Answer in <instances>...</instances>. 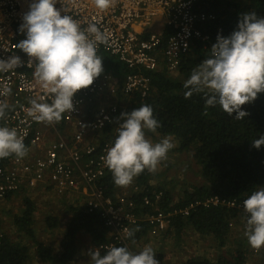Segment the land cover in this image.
I'll use <instances>...</instances> for the list:
<instances>
[{
  "label": "built area",
  "instance_id": "2783aa9c",
  "mask_svg": "<svg viewBox=\"0 0 264 264\" xmlns=\"http://www.w3.org/2000/svg\"><path fill=\"white\" fill-rule=\"evenodd\" d=\"M33 2L0 0V60L18 56L22 62L12 71L0 72V90L5 86L11 89L10 95H0V101L9 105L0 126L15 128L29 149L23 159L15 156L0 159V200L9 194L44 189L75 209L98 213L108 241L95 249L103 255L112 246L130 248L133 243L128 231L143 223L149 226L147 235L154 242L164 239L171 218L177 214L188 217L194 205L174 213L160 210L163 194L156 191L151 196L144 195L138 203L134 197L144 192V188L136 185L107 196L101 181L111 171L101 158L114 144L118 127L123 123L121 114L130 113L125 101L149 94L151 86L146 73L178 75L194 41L212 44V48L215 43L206 29L215 16L207 12L205 0H115L114 6L107 10L98 9L94 0H58L55 7L62 16H71L82 28L95 24L107 34L108 43L98 45V55L117 59L128 72L123 77L102 72L92 86L75 95L74 111L65 113L60 122L48 124L35 122L27 115L31 99L44 96L45 102L50 103L51 95L34 80L35 64L29 67L30 58L16 47L26 39V32L20 29ZM108 128H113L112 132L105 133ZM45 130H50L52 139L45 136ZM244 200L213 197L204 205L226 207L248 219ZM233 228L232 222L230 230ZM248 250L251 257L261 255L264 248L256 250L249 245L247 253Z\"/></svg>",
  "mask_w": 264,
  "mask_h": 264
},
{
  "label": "clouds",
  "instance_id": "9594fccd",
  "mask_svg": "<svg viewBox=\"0 0 264 264\" xmlns=\"http://www.w3.org/2000/svg\"><path fill=\"white\" fill-rule=\"evenodd\" d=\"M57 2L34 0L20 29L26 32V39L16 45L30 58L28 66L35 64L36 83L51 95L50 103L45 102L44 96L29 101L27 115L39 123H58L65 113L74 111L75 95L92 86L104 71L98 45L108 43L107 34L95 24L82 28L71 16H62L55 7ZM94 4L107 10L114 6L115 0H94ZM21 63L18 56L0 60V72L12 71ZM183 87L186 99L203 94L204 115L209 107L219 105L229 116L236 114V120L248 116L242 106L264 93V17L255 12L241 14L237 30L229 37L218 35L210 55L192 70ZM10 94L7 86L0 90V95ZM8 108L7 102L0 101V120L6 118ZM127 108L130 112V107ZM120 119L123 123L118 127L114 144L101 159L111 171L115 185L123 188L145 170L156 172L175 145L170 137L156 143L146 137V130L156 133L161 126L150 105L122 113ZM262 145L264 136L253 140L256 149ZM28 151L15 128L0 126V159L11 156L23 159ZM243 208L249 214L244 233L248 244L256 250L264 248V188L248 196ZM139 230L125 231L131 238ZM155 254L151 246H145L138 254L124 246H112L105 255L99 249L88 253L92 264H159Z\"/></svg>",
  "mask_w": 264,
  "mask_h": 264
},
{
  "label": "trees",
  "instance_id": "16d2710c",
  "mask_svg": "<svg viewBox=\"0 0 264 264\" xmlns=\"http://www.w3.org/2000/svg\"><path fill=\"white\" fill-rule=\"evenodd\" d=\"M205 3L207 12L215 16L206 29L214 43L217 42L218 35L229 37L237 30L241 14L255 12L264 17V0H205ZM218 29H221L220 33ZM211 45L194 41L188 56L181 62V80L173 79L164 72L146 73L151 90L145 97L136 95L135 101L130 105V113L141 105H150L161 126L156 133L146 130V135L159 141L174 137L179 143L177 150L191 154L204 179L201 186L194 187L191 191L185 189L176 196V187H171L173 184L166 182L158 187L151 186L150 182L159 178V175L145 170L134 179L133 185L144 188V192L135 195L134 199L141 203L144 195L151 196L153 191L162 192L160 210L170 213L194 205L188 217L177 214L171 218L164 237L173 236L175 243H178L190 231L197 232L202 237H212L217 250L226 246L230 224L233 222L236 225L239 213L222 206H205L204 202L213 197L227 201L246 199L254 191L264 188V145L260 149L253 147V140L264 136V93L258 94L254 102L242 106V110L249 113L243 120L234 119L236 114L229 116L219 105L209 107L208 114L204 115L206 102L203 94H194L186 99L183 84L190 78L192 70L210 55ZM103 69V72L113 73L117 77H123L128 72L122 63L108 56L103 58ZM111 129L113 128H108L105 133L112 132ZM117 135L118 133L114 141ZM168 172L167 170L166 174ZM101 187L105 189L107 196L120 190L114 183L112 173L101 181ZM12 196L13 194H9L6 199L9 200ZM71 210L73 216L60 242L61 251L57 253L51 247L36 241L32 228L36 206L31 200H25V210L21 216H14L13 223L34 241L37 257L42 262L73 264L78 252V237L82 233L90 236L94 248L108 241L98 213H87L74 208ZM145 211L150 212L148 209ZM49 215L45 219L47 226L51 229L58 228L59 219ZM139 229L130 240L133 244H130L129 250L132 252L150 230L144 223ZM30 252L27 246L14 243L7 235L0 237V264H27ZM262 254L264 255V250ZM227 255L220 254L215 260L190 257L179 264H246L248 259L244 247ZM158 256L157 260L163 258L162 254Z\"/></svg>",
  "mask_w": 264,
  "mask_h": 264
},
{
  "label": "rangeland",
  "instance_id": "374dc122",
  "mask_svg": "<svg viewBox=\"0 0 264 264\" xmlns=\"http://www.w3.org/2000/svg\"><path fill=\"white\" fill-rule=\"evenodd\" d=\"M100 56L104 58L106 55L102 54ZM172 78H179V80L182 79L179 77V75H175ZM135 98L136 97H131L129 100L125 101L128 102L129 107L130 104H133ZM106 139L111 140V137H107ZM173 160L174 161L171 159L164 160L163 162L165 165H163L161 162L160 166L163 169L161 173L164 171V177H162V179H154L153 181L156 182L154 185H163L161 183L166 182H168V184H173L171 187H176L174 193L177 196L179 192L185 189L191 191L194 187H199L204 184L200 167L198 163L192 158L191 154L187 152L186 155H177ZM168 163L172 165V167L169 169L166 168L168 167ZM167 170L169 171L168 174H166ZM129 187L130 185L123 187L120 190L128 191ZM26 199L31 200L36 206V213L32 226L36 241L43 243L47 247H51L56 253L61 251L60 242L65 233L66 227L73 216L71 209H75V207L68 201L64 200L65 202H62L61 199H57L54 197V195H52V193L45 191L44 189L31 193L22 192L13 195L9 200L6 198L0 200V233L2 235H7L14 243L27 246L31 251L27 264H37L36 260L38 261V259L34 257L37 256L36 245L34 241L22 231H19L13 223L14 216H21L23 214L25 210ZM49 214L54 215L59 219L58 228L51 229L47 226L45 219ZM236 222L237 223L234 226L235 228L229 231L228 242L226 246L222 249L217 248L216 250L217 245L213 241L212 237L210 238L206 235H203L202 237L197 232L190 231L188 236L184 238L182 242L180 241L178 243H175L173 236L170 238L166 237L164 239L158 238V240L154 242L153 237H149L147 235L142 238L137 246H135L134 254H138L145 246H151L156 253V260L157 257H159V254H162L163 256V258L158 259L159 264H179L183 261H186V259L190 257L215 260L218 255L231 254L240 250L241 247L249 249V245H247V238L244 235L246 231L247 219H245L243 215H239ZM78 240V252L75 256L73 264H92L88 253L90 250L95 248L92 247L90 236L82 233L78 237ZM247 257L248 259L246 264H264L263 254L256 256L251 255L250 257L248 250ZM40 264L50 263L40 262Z\"/></svg>",
  "mask_w": 264,
  "mask_h": 264
},
{
  "label": "crops",
  "instance_id": "0c3cea01",
  "mask_svg": "<svg viewBox=\"0 0 264 264\" xmlns=\"http://www.w3.org/2000/svg\"><path fill=\"white\" fill-rule=\"evenodd\" d=\"M44 134H45V136L48 138V139H52V137H53V134L50 132V130H45L44 131ZM146 137L149 139V140H151V138L150 137H148L147 135H146ZM171 138V141H172V143L175 145V147L172 149V150H170L169 151V153H168V156H167V159H171L172 161H174L173 159H175V157L177 156V155H186V153H180L177 149L179 148V143H178V141L174 138V137H170ZM153 143H156V142H160L159 140H151ZM32 152H33V149H32ZM187 156H188V154H187ZM187 160V159H186ZM190 160V159H189ZM163 163V165H165V163L164 162H162ZM167 166L168 167H166L167 169H169V168H171L172 167V165H170L169 163L167 164ZM163 169H162V167L159 165L158 166V168H157V171L156 172H158L159 173V178H157V179H162V177H164V171H163V173H161V171H162ZM156 172H154L155 174H158V173H156ZM154 180V179H153ZM151 181L150 182V185L151 186H153V187H158V185H154V184H156V182L155 181ZM156 180V179H155ZM133 182H134V180H133ZM133 185V183L130 185V186H132ZM121 188V187H120ZM25 192V191H24ZM34 192H36V191H34ZM26 193V192H25ZM138 253V252H137ZM36 259H38V261L36 260V262H37V264H40V262L42 263V260L41 259H39V257H37V256H34Z\"/></svg>",
  "mask_w": 264,
  "mask_h": 264
}]
</instances>
